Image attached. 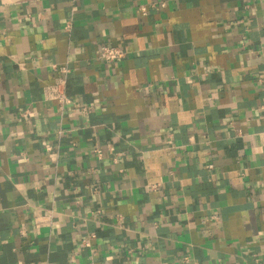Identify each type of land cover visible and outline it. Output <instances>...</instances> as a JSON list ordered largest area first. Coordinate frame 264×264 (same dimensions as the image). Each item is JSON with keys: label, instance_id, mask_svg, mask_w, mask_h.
<instances>
[{"label": "crops", "instance_id": "obj_1", "mask_svg": "<svg viewBox=\"0 0 264 264\" xmlns=\"http://www.w3.org/2000/svg\"><path fill=\"white\" fill-rule=\"evenodd\" d=\"M0 264H264V0H0Z\"/></svg>", "mask_w": 264, "mask_h": 264}, {"label": "built area", "instance_id": "obj_2", "mask_svg": "<svg viewBox=\"0 0 264 264\" xmlns=\"http://www.w3.org/2000/svg\"><path fill=\"white\" fill-rule=\"evenodd\" d=\"M163 5V3H160ZM153 5V4H152ZM139 9L143 14H146L147 12V5L146 4H140ZM70 23L65 24L64 28L69 29ZM98 57L106 62H114L119 61L122 58L125 57V51L117 45L112 44H102L98 51ZM61 71V74L58 75L53 83L47 84L43 87V96L45 99L53 100L58 104V107L62 110L64 106L72 103V99L70 96L67 95L65 91V85H66V74L69 71V68L66 66H61L59 68ZM81 110L83 113L88 112L90 110V104H84L81 107ZM58 133H62L61 129H58ZM47 149H51L52 145H48L46 147ZM107 148L111 151L113 150V147L110 144H107ZM97 157H102L103 151L99 147H95L94 150ZM114 162L117 161V158L114 156L112 159ZM207 170H212L213 165L211 163L206 165ZM91 236H93L91 234ZM90 238L83 239V244L90 245Z\"/></svg>", "mask_w": 264, "mask_h": 264}]
</instances>
